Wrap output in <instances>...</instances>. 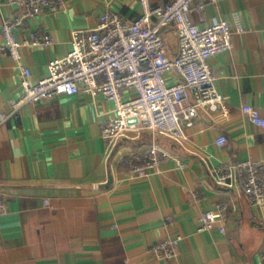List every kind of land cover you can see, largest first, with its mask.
<instances>
[{"label":"crops","instance_id":"obj_1","mask_svg":"<svg viewBox=\"0 0 264 264\" xmlns=\"http://www.w3.org/2000/svg\"><path fill=\"white\" fill-rule=\"evenodd\" d=\"M62 1L59 13L31 18L18 32L22 41L38 30L55 39L48 48L22 47L34 83L49 74L51 60L70 52L73 31L96 28L106 12L128 21L142 14L139 0ZM16 13L17 7L0 6V44L3 19ZM192 18L200 27L226 19L236 31L243 28L235 33L231 51L211 59L228 115L202 111L184 147L158 136L179 160L146 178L131 177L116 163L120 155L152 144L150 132L123 139L110 160L111 171L102 124L113 117L112 103L82 92L24 104L14 112L11 101L22 94V75L11 56L3 55L0 192L9 210L0 215V264H264V206L217 186L204 162L216 167L264 160V128L242 111L251 105L264 117V0L207 2ZM164 34L172 59L178 39L172 26ZM223 136L227 142L219 145ZM219 203L231 208L229 219L199 231L201 214L217 212ZM178 236L175 259L153 255L154 243Z\"/></svg>","mask_w":264,"mask_h":264},{"label":"built area","instance_id":"obj_2","mask_svg":"<svg viewBox=\"0 0 264 264\" xmlns=\"http://www.w3.org/2000/svg\"><path fill=\"white\" fill-rule=\"evenodd\" d=\"M142 14L133 21L116 12L100 16L99 24L90 30L72 33V47L64 57L51 60L49 74L37 83L24 62L22 47H50L53 36L33 31L28 40L19 38L31 18L56 15L62 0H0V6L17 7L19 13L6 16L1 25L4 42L0 44V60L8 53L21 70L22 94L12 100L14 112L24 104H36L54 96L79 93L102 96L113 105V117L102 124V138L110 160L125 139H136L150 132L153 142L144 150H132L118 157L117 165L127 169L129 176L146 178L160 173L162 167L179 154L160 144L158 136L171 139L184 147L190 130L202 111L228 115L227 97L218 88V76L211 59L234 48L237 31L226 19L208 26L194 24L192 15L203 11L207 2L218 0H174L167 5L153 6L151 0H139ZM172 26L178 39V51L168 57V41L164 30ZM130 92L126 96L124 92ZM242 111L258 127L264 128L260 111L244 105ZM5 117L3 120H5ZM226 137L218 140L219 145ZM213 182L254 205L264 206V160H242L216 167L204 160ZM184 167V164H181ZM46 204H49L47 201ZM235 209V208H234ZM9 210L4 193L0 192V215ZM231 208L219 203L218 211L203 212L198 230L206 231L219 219L226 222ZM226 232L225 227L220 228ZM182 240L166 238L151 246L153 255L175 259ZM264 262V251L262 252Z\"/></svg>","mask_w":264,"mask_h":264}]
</instances>
